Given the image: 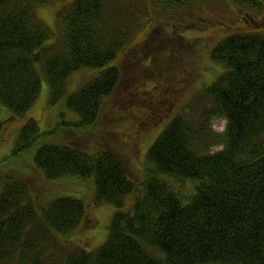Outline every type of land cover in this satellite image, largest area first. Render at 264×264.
Segmentation results:
<instances>
[{
	"label": "trees",
	"instance_id": "1",
	"mask_svg": "<svg viewBox=\"0 0 264 264\" xmlns=\"http://www.w3.org/2000/svg\"><path fill=\"white\" fill-rule=\"evenodd\" d=\"M58 1L0 0V104L20 119L46 81L49 104L61 101L79 119L64 135L67 143L37 149L34 167L50 181L93 176L94 203L112 204L117 211L96 250L68 246L88 223L84 201L64 196L42 207L29 199L27 183L14 173L18 169L0 170V264H264V28L228 34L209 49L216 78L202 81L190 98L184 95L194 89L180 88L183 96L177 100L153 86V99H147L137 80L152 79L143 75L130 84V92L140 95L135 99L139 126L130 123L137 133L150 141L164 124L145 153L149 165L143 179L134 180L120 153L100 147L91 154V143L69 134L81 137L102 124L108 102L113 117L134 112L131 93L118 87L138 57L121 51L151 24L145 8L152 0H143L144 5L142 0H68L57 10L53 30L38 12ZM196 1L158 0L155 10L172 17L176 7L185 12ZM224 1L264 16V0ZM184 22L178 25L185 28ZM163 52L158 47L141 52L140 64L149 67V55L164 65ZM120 55L131 57L123 64ZM82 70L96 75L68 92L70 78ZM213 116L226 119L221 132L210 128ZM128 124L112 126L118 130ZM18 131L12 154L40 136L33 119ZM212 145L221 148L208 151ZM169 180L191 187L181 192ZM133 192L131 209L120 210Z\"/></svg>",
	"mask_w": 264,
	"mask_h": 264
},
{
	"label": "rangeland",
	"instance_id": "2",
	"mask_svg": "<svg viewBox=\"0 0 264 264\" xmlns=\"http://www.w3.org/2000/svg\"><path fill=\"white\" fill-rule=\"evenodd\" d=\"M67 1L59 0L56 3L39 9V16L43 17L53 30H56V12ZM157 1L152 0L149 4H146L145 10H148L147 14H152L151 24L149 26H142L143 30H145L144 33L142 31L140 35L136 36L128 44L124 51H121L135 52L136 57H138L137 61L130 64L132 66L130 70H133L131 75H123L121 86L118 87L119 91H122L126 95L131 93L130 84L136 81V77L143 75L152 79V81L147 78L137 80L140 88L146 89V92L150 95L147 99H153V93L149 92L153 86H157L161 90L164 89L163 93L177 95V100H180L181 96H183L181 93L182 89H194L193 92L191 91L184 95L185 98H190L194 93L199 92V85L202 89V81L212 82L216 78L215 72L212 70L215 64L210 63L207 58L209 49L214 47L228 34L264 28V16L262 14H252L246 10H240V8L233 7L229 2L224 0H198L185 12L181 11V8L176 7V16L172 17L167 14V10H155ZM144 4L145 2L143 1L142 5ZM182 18L185 19V28L178 25ZM49 41L52 42L53 40L50 39ZM168 43H171L173 46H166L165 44ZM205 44L207 45L206 51L204 49ZM153 47H158L159 51H165L163 52L165 55L164 65L159 66L151 56L147 55L145 62H149V67L146 66L145 68L143 63L140 64L141 60L139 57L141 56V52H152ZM171 49H173V52H168ZM130 55H126L127 57L120 55L119 59H122L124 64L128 62V56ZM154 64L155 66H153ZM217 68L216 71L218 70ZM152 69L157 72H153ZM95 75L93 70L76 72L68 82L67 91L70 92L75 87L84 83L90 76L92 78ZM157 82H160V84L157 85ZM126 95H123V99ZM129 95L132 96V104L135 107L131 115L125 113L113 117L110 112L111 104L108 102L104 106L101 117V120H103L102 124L83 133L81 137L76 136L75 133H70L69 135L75 136L77 141L91 143L92 146L87 149L91 154L96 153L104 147L114 149L121 154L129 165L128 170L132 178L134 180H142L144 169L149 165L145 153L157 135L156 133L164 128V124L153 133L150 141L137 133V129L131 124L138 127L140 123L141 114L135 102V99L140 101L139 91H133ZM167 98L160 97L162 100ZM127 99L126 97L124 100ZM48 100V85L46 81H43L36 101L24 117L20 119L11 118L8 110L6 111L5 107L0 104L1 120L4 122V126L0 124V170L6 172L10 168L18 169L14 173L18 174L19 178L27 183L29 199L40 202L42 207H45L47 203L58 197L71 196L83 200L88 211V223L77 229L74 235L69 238L67 245L81 246L88 251H94L105 240L107 226L117 208L112 204L104 203L96 205L94 203L95 181L93 176L87 178L65 176L50 181L45 180L34 167V156L37 149L44 144L67 143L64 135L68 131L74 130V123L79 119L78 115L73 110L64 106L61 101L50 105ZM151 117L157 118L154 115H151ZM25 119L36 121L40 136L32 146L24 148L22 152L18 151L12 154L20 132L18 130L26 121ZM123 122H128V127H118V130H116L117 128L112 126H119L118 124ZM225 122L226 119L222 116H213L208 121L210 128L217 132H221L224 129ZM220 148L221 146L212 145L207 150L216 151ZM4 157L10 158L2 162ZM169 181L175 189H180L181 192L191 187V184L188 182H183L180 186L174 180ZM135 195L136 192L130 193L120 210L129 211ZM37 210L39 211V209Z\"/></svg>",
	"mask_w": 264,
	"mask_h": 264
}]
</instances>
